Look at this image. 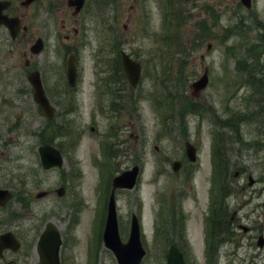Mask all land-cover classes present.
<instances>
[{
	"label": "rangeland",
	"instance_id": "obj_1",
	"mask_svg": "<svg viewBox=\"0 0 264 264\" xmlns=\"http://www.w3.org/2000/svg\"><path fill=\"white\" fill-rule=\"evenodd\" d=\"M168 2L184 16L180 27L173 21L172 28L164 24L162 4ZM19 11L28 28L25 34L12 39L0 27V180L5 174L11 177L0 181V187H10L16 174L25 180L22 204L12 197L0 209V232L12 230L21 246L5 251L0 264H40L35 241L47 221L62 237L61 264H116L101 237L98 241L102 205L111 188L109 181L105 198L102 184L109 172L112 178L133 164L140 167L136 185L115 189L114 197L123 241L131 213L138 217L146 249L140 264H164L171 241L180 245L187 264H264V246L256 245L257 235L264 236V123L239 118L237 112L254 108L249 94L255 95L256 103L264 102V0H251L249 7L240 0H85L76 14L66 0H35ZM37 36L44 45L39 54H31L29 46ZM121 49L142 63V73L133 91L124 83L111 84L128 95L124 102L117 99V109L111 112L107 106L113 99L99 92L104 85L97 83L98 74L111 76L108 82L118 79L113 65ZM70 53L76 56L77 69L72 90L65 78ZM28 66L40 71L50 96V122L33 101ZM250 68L253 74L245 76L243 70ZM204 69L208 83L193 97L189 84ZM179 91L183 99L204 107L186 111L180 126L174 116L162 122L157 108L168 105L166 99ZM154 96L159 101L156 108ZM232 116L239 118L235 127L228 126ZM47 124L55 131L48 135L60 145L65 163L44 171L36 147ZM63 126L70 134L61 132ZM213 131L222 132L223 160L228 163L222 201L228 216L235 212V223L233 234L228 230L215 240L209 259L206 216L217 148ZM256 138H261L263 148ZM185 140L196 146L194 163L182 160ZM175 159L182 161L177 172L171 168ZM235 169L241 170L237 178ZM248 174L254 178L251 186L246 183ZM60 185L65 189L61 197L54 192ZM40 190L48 193L36 198ZM173 205L177 233L169 226L163 230L166 237H156V228L162 230L160 208L167 216ZM237 222L251 225L252 231L243 233Z\"/></svg>",
	"mask_w": 264,
	"mask_h": 264
},
{
	"label": "water",
	"instance_id": "obj_2",
	"mask_svg": "<svg viewBox=\"0 0 264 264\" xmlns=\"http://www.w3.org/2000/svg\"><path fill=\"white\" fill-rule=\"evenodd\" d=\"M245 5H249V0H241ZM31 0H25V3H29ZM8 1H0V24H5L12 37L17 33L19 27V20L16 17H8L6 14L2 13V9L5 8ZM83 4V0H68V5H75V11H78ZM31 51L38 52L41 49V42L38 39L35 44L30 47ZM121 64L124 69L125 76L127 77L129 83L135 86L139 80L140 76V64L132 60L127 54L121 53ZM29 82L33 87V98L42 107V109L51 116L53 110L49 105L42 85L39 79V73L37 71H32L28 74ZM67 79L68 82L73 85L75 82V69L72 63V59H68L67 63ZM207 83V75L204 73L198 80L193 82L191 86L194 91H198ZM38 153L40 155V162L43 168L47 169L53 166H60L62 163V158L59 151L49 144H43L38 147ZM186 154L193 160L194 159V149L190 145H186ZM174 169H177L178 162L173 163ZM137 166H134L131 170L123 171L120 175L113 178V187H125L131 188L136 180ZM237 173H235L236 175ZM252 183V178L249 176V184ZM58 194L63 192L62 188H58ZM113 191V190H112ZM45 192L37 193V196H42ZM10 197V192L7 189H0V205L4 204ZM245 229V227H244ZM103 241L105 245L110 248L118 264H139L142 256L144 255V249L139 238V225L135 215H132L131 226L127 241L125 243L121 242L118 230H117V219L115 202L113 198V193H111L108 201L107 215L105 221V227L103 231ZM60 244L59 234L51 223L46 224L45 230L41 233L38 242L37 250L39 252L40 261L43 264H59L58 260V247ZM257 244L262 246L264 244V239L260 235ZM19 242L13 236L11 232H4L0 234V255L4 248L17 249ZM167 261L166 264H184L182 255L176 246L171 245L167 250Z\"/></svg>",
	"mask_w": 264,
	"mask_h": 264
},
{
	"label": "trees",
	"instance_id": "obj_3",
	"mask_svg": "<svg viewBox=\"0 0 264 264\" xmlns=\"http://www.w3.org/2000/svg\"><path fill=\"white\" fill-rule=\"evenodd\" d=\"M180 18H182V17H178L177 18V23L178 24L180 22ZM116 71L118 72V74L121 75L120 67L119 66L116 67ZM243 71H244L245 76L253 74V72L251 70H250L251 73L249 72V70L248 71L247 70H243ZM177 79H178V85H179L180 84V81L182 82V78H181V76H179ZM184 108H186V106ZM48 126L49 125L47 124L46 127L42 129V132L39 134V137H38V142L41 143V142H50L51 141V138L49 137L48 132H53L54 129L53 128L47 129ZM218 158H219V156H218ZM3 178H5V177H3ZM19 180H20L19 181L20 183H23V181L25 179L23 177H20ZM2 181H5V179H3ZM17 182H18V175H17ZM20 186H21V184H20ZM20 192H22L21 189L19 190L18 187H17L16 193H20ZM22 201H23V198H22ZM225 211L226 210H224V212ZM219 219L220 220H223V227H221V232H222V234H224L225 232H227L228 227L230 226V221L227 218V214H224V217L223 218H219ZM218 231H219V229H217V232ZM215 232H216L215 227H213L212 228V233H215Z\"/></svg>",
	"mask_w": 264,
	"mask_h": 264
},
{
	"label": "flooded vegetation",
	"instance_id": "obj_4",
	"mask_svg": "<svg viewBox=\"0 0 264 264\" xmlns=\"http://www.w3.org/2000/svg\"><path fill=\"white\" fill-rule=\"evenodd\" d=\"M11 1V3H10V6L7 8V12L9 13V14H11V15H19L20 17H22V14L23 13H21L18 9H15V3L14 2H16L17 0H10ZM21 2H22V0H18V4H20V6H22L21 5ZM23 7V6H22ZM27 27L25 28V30H24V32H23V34L25 33V31H27ZM250 230V228L248 227V230H247V232Z\"/></svg>",
	"mask_w": 264,
	"mask_h": 264
}]
</instances>
